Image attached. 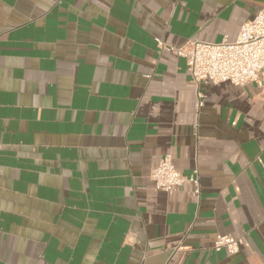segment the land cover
I'll return each mask as SVG.
<instances>
[{"label": "crops", "instance_id": "0c3cea01", "mask_svg": "<svg viewBox=\"0 0 264 264\" xmlns=\"http://www.w3.org/2000/svg\"><path fill=\"white\" fill-rule=\"evenodd\" d=\"M263 8L0 0V264H264V87L196 86L167 50ZM165 155L198 197L155 189Z\"/></svg>", "mask_w": 264, "mask_h": 264}, {"label": "built area", "instance_id": "2783aa9c", "mask_svg": "<svg viewBox=\"0 0 264 264\" xmlns=\"http://www.w3.org/2000/svg\"><path fill=\"white\" fill-rule=\"evenodd\" d=\"M161 49L165 47L159 43ZM174 51L185 60L186 70L196 85L230 83L245 87L256 83L264 87V8L253 20L242 24L235 41L223 40L220 43H207L190 40ZM203 105L202 94L197 93L196 109ZM149 179L156 190L172 194L184 185L193 187V195L199 196V178L197 171L184 176L175 168L169 155L163 156L152 168ZM243 245L241 238L218 235L213 243L214 252L225 251L228 255L237 254Z\"/></svg>", "mask_w": 264, "mask_h": 264}]
</instances>
